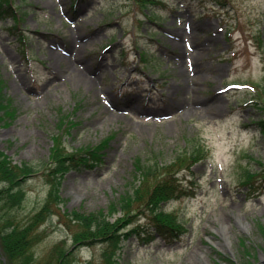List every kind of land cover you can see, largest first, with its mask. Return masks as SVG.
<instances>
[{
	"label": "rangeland",
	"instance_id": "374dc122",
	"mask_svg": "<svg viewBox=\"0 0 264 264\" xmlns=\"http://www.w3.org/2000/svg\"><path fill=\"white\" fill-rule=\"evenodd\" d=\"M12 1L22 20L11 33L0 15V79L16 113L0 112V150L36 172L21 178L20 205L0 201V228L27 223L47 201L54 136L68 151L101 145V160L61 178L37 226L43 258L58 242L72 246V210L107 212L133 187L136 157L168 162L199 139L208 156L183 179L194 194L164 205L181 237L133 235L115 264H264V0ZM249 170L254 186L243 182ZM73 251V264H110L103 244ZM0 264H13L1 243Z\"/></svg>",
	"mask_w": 264,
	"mask_h": 264
},
{
	"label": "trees",
	"instance_id": "16d2710c",
	"mask_svg": "<svg viewBox=\"0 0 264 264\" xmlns=\"http://www.w3.org/2000/svg\"><path fill=\"white\" fill-rule=\"evenodd\" d=\"M139 4L141 8L146 5L145 2ZM3 6H5L4 10ZM0 15L12 19L13 24L7 28L9 32L19 31L22 16L12 0H0ZM22 34L19 35L18 40L20 45L24 46L28 44V41H25V35ZM1 83L0 79V112H6L10 117H14L16 110L6 99ZM259 94L261 98V91ZM256 102L262 111V117L258 121L259 128L264 133V100L260 99ZM64 121L65 116L60 124ZM188 141L183 149L168 162L144 161L136 157L134 171L137 181L133 187L121 192L117 199L112 200L107 212L104 209L94 212L72 210L68 225L76 224L78 227L73 234L72 246L67 247L65 240L58 242L49 256L43 258L34 250L35 244L42 236L37 226L47 220V216L52 213L50 206L58 202V186L61 178L71 169L94 168L101 160L98 151V148H102L101 145L81 146L68 151L62 142L61 135L58 138L54 136V146L45 165L47 166L46 174L49 176L53 189L45 204L41 205L27 223L19 224L13 219H7L0 228V243L4 255L13 264H73L74 247L100 243L104 245V256L108 262L115 264L114 257L117 251L122 247V243L133 235H138L148 242L157 236L168 242L176 241L181 237L184 229L182 224L177 222L176 217L164 208V205L172 200L194 194V187L187 189L185 186L184 176L186 172H192V165L195 162L208 156L205 142L199 139ZM35 170L27 162L19 165L13 163L10 157L0 150V182L5 183L4 187L0 188V201L6 204L7 208H14L21 204L24 198L21 178L28 177L36 172ZM259 175L264 176V168ZM256 176L258 174L247 171L246 178L243 180L244 184L254 186ZM117 213H119L118 216ZM114 215L116 218L112 219ZM141 219L146 220L139 222ZM260 226L264 232V225L260 224ZM247 264L252 262L248 261Z\"/></svg>",
	"mask_w": 264,
	"mask_h": 264
},
{
	"label": "bare ground",
	"instance_id": "6f19581e",
	"mask_svg": "<svg viewBox=\"0 0 264 264\" xmlns=\"http://www.w3.org/2000/svg\"><path fill=\"white\" fill-rule=\"evenodd\" d=\"M224 224H226V225H224ZM223 225L227 229V227H228L227 223L223 222ZM227 233H229V234L231 233L230 230H229V228L227 229ZM202 255H203V253H202Z\"/></svg>",
	"mask_w": 264,
	"mask_h": 264
}]
</instances>
